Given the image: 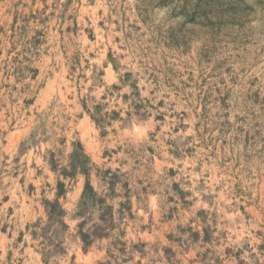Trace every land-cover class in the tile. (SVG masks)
Masks as SVG:
<instances>
[{
    "label": "rangeland",
    "instance_id": "374dc122",
    "mask_svg": "<svg viewBox=\"0 0 264 264\" xmlns=\"http://www.w3.org/2000/svg\"><path fill=\"white\" fill-rule=\"evenodd\" d=\"M0 264H264V0H0Z\"/></svg>",
    "mask_w": 264,
    "mask_h": 264
},
{
    "label": "trees",
    "instance_id": "16d2710c",
    "mask_svg": "<svg viewBox=\"0 0 264 264\" xmlns=\"http://www.w3.org/2000/svg\"><path fill=\"white\" fill-rule=\"evenodd\" d=\"M86 186H88V184H86ZM51 207V210L47 212L49 219L56 218L57 216H60L62 214L63 211L61 210L57 202L53 203Z\"/></svg>",
    "mask_w": 264,
    "mask_h": 264
}]
</instances>
